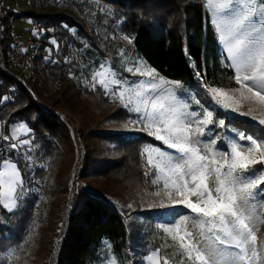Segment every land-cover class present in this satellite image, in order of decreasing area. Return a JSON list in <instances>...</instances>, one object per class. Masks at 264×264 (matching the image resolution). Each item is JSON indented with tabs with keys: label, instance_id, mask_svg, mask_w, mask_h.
Returning <instances> with one entry per match:
<instances>
[{
	"label": "rangeland",
	"instance_id": "374dc122",
	"mask_svg": "<svg viewBox=\"0 0 264 264\" xmlns=\"http://www.w3.org/2000/svg\"><path fill=\"white\" fill-rule=\"evenodd\" d=\"M198 1L219 38L221 64L233 70L236 80L235 86L207 87L202 94L166 79L139 57L122 29L123 19L102 1H6L8 10L72 14L84 31L65 22L41 20L44 38L51 34L44 57L49 61L43 63L51 66L62 60L78 85L87 91L100 90L129 113L118 121L108 117L114 106L99 111L90 102L60 105L52 112L71 130L76 148L73 165L67 160L58 171L52 169L46 180H34L35 172L44 166V153L31 138L18 143L28 147L21 160L30 171V181H22L16 165L1 164L0 204L7 211L16 212L28 195L36 194L37 204H44L42 220L36 219L30 233L33 242L45 244L53 238L56 249L60 240L64 218L57 207L65 201L64 215L70 213L71 190L63 196L49 187L45 192V185H57L60 174L70 168L72 188L78 179L79 138L89 159L101 161L114 157L116 145L93 138L92 132L144 131L161 146L146 142L140 148L142 184L124 185L92 175L79 180L90 192L107 194L123 207L142 235L153 229L159 234L160 247L146 256L136 255L134 264H264V0ZM32 22V16L19 15L12 28L25 39ZM38 61L39 56L36 72ZM49 85L59 92V84L50 81ZM219 111L248 121L258 135L227 124ZM2 125L0 120V130ZM21 133L31 136L32 129ZM17 151V147L10 150L6 160L18 157ZM147 212L152 213L149 219ZM16 251L11 242L0 241V264H13ZM46 264H52L51 256ZM102 264L119 263L109 253Z\"/></svg>",
	"mask_w": 264,
	"mask_h": 264
},
{
	"label": "trees",
	"instance_id": "16d2710c",
	"mask_svg": "<svg viewBox=\"0 0 264 264\" xmlns=\"http://www.w3.org/2000/svg\"><path fill=\"white\" fill-rule=\"evenodd\" d=\"M7 0H0L5 11L1 19L4 36L0 45V120L5 139L12 144L11 152L18 148L17 141L31 140L44 153V166L35 172L34 180H46L54 169L59 170L63 162L70 167L76 160V148L68 125L54 111L60 105L78 106L90 102L96 110L110 109V119L122 121L129 113L118 103H111L98 91H87L70 76L71 69L65 62L57 61L51 66L43 63L47 38L41 39V53L38 69L33 78H25L17 69L10 55L12 25L10 17L14 9L6 8ZM114 9L122 18V29L131 39L132 50L161 76L178 82L183 88H191L202 94L207 87L235 86V74L228 66L221 64V44L208 13L198 0H99ZM23 15L32 16L34 21L46 19L54 23L65 22L72 27L84 26L72 14H51L26 9ZM40 19V20H39ZM38 24V25H39ZM45 25V24H44ZM90 42L97 47L92 36ZM59 84V92L51 89L49 82ZM221 114L227 124L257 134L253 125L238 117ZM25 122L31 129V136L18 140L11 137V127ZM260 131V129H259ZM92 137L109 139L116 145L114 157L93 159L83 152L79 138L80 156L76 162L78 179L70 187L71 170L60 174L59 182L45 185L49 190L61 191L63 196L71 190V210L65 216V201L57 207L63 221L60 240L50 238L45 244L33 242L31 232L37 221L42 220V206L37 196L24 197L21 207L11 213L0 204V233L3 239L17 246L13 264H46L51 256L52 264H102L111 253L119 264H134L135 256H146L160 247L161 239L153 229L146 237L134 221H128L125 209L116 204L107 194L102 196L90 192L79 180L87 175L106 177L124 185L143 183L144 168L141 165L140 148L151 142L161 144L140 131L134 134L118 132H92ZM11 140H9V139ZM17 140V141H16ZM13 156V155H11ZM17 164L24 181H30V171L20 157L10 158ZM3 163L0 158V166ZM100 163V165H97ZM32 184H35V181ZM151 184V180L149 179ZM128 185V186H129ZM46 204V203H45ZM54 213V211H51ZM146 218L152 216L147 212ZM6 232L9 236L5 237ZM33 242V244L31 243ZM5 249V248H4ZM20 255V258H17Z\"/></svg>",
	"mask_w": 264,
	"mask_h": 264
},
{
	"label": "built area",
	"instance_id": "2783aa9c",
	"mask_svg": "<svg viewBox=\"0 0 264 264\" xmlns=\"http://www.w3.org/2000/svg\"><path fill=\"white\" fill-rule=\"evenodd\" d=\"M19 15H23V12H20L14 9V14L10 18V23L12 27H13L14 19L18 17ZM3 17H4V13L2 12V9L0 8V45H1V40L4 36L2 33L3 25L1 23V19ZM11 34H12L13 45H12L10 55L16 66V69L24 77L33 78L35 75L36 60L40 54L41 39L44 37L45 34L42 31V28H40V26L34 20L30 25L29 34L25 37V39H23L19 35H16L13 28L11 30ZM28 37H31V38H28ZM43 61L45 63H48L49 60L43 58ZM18 143L19 141H17V144ZM26 148L28 149L27 146L18 145L19 151L17 152L19 154L20 159L24 158V150ZM11 149H12V144H10V142H8L5 139L3 135V131L0 130V158H2L3 161L6 160L7 153Z\"/></svg>",
	"mask_w": 264,
	"mask_h": 264
},
{
	"label": "crops",
	"instance_id": "0c3cea01",
	"mask_svg": "<svg viewBox=\"0 0 264 264\" xmlns=\"http://www.w3.org/2000/svg\"><path fill=\"white\" fill-rule=\"evenodd\" d=\"M0 8L2 9V12L4 13V16H5V11L3 10V6L0 4ZM31 130V128L25 123V122H20L18 124H14L12 127H11V137L15 138L16 135L17 136H26L27 134L26 133H21V132H29ZM21 133V134H19ZM23 134V135H22ZM7 162H10L11 164H14L17 166V164L13 161H10V160H5L3 162V166L7 163ZM18 167V166H17ZM19 169V168H18ZM2 170V169H1ZM0 170V172H1ZM19 173L21 175V178H22V181H23V177H22V174H21V171L19 170Z\"/></svg>",
	"mask_w": 264,
	"mask_h": 264
}]
</instances>
